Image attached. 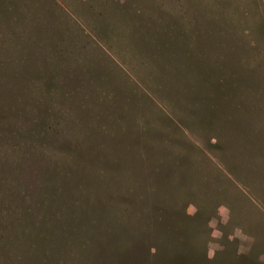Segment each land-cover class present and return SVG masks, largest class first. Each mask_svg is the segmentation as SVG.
Instances as JSON below:
<instances>
[{"label": "trees", "instance_id": "trees-1", "mask_svg": "<svg viewBox=\"0 0 264 264\" xmlns=\"http://www.w3.org/2000/svg\"><path fill=\"white\" fill-rule=\"evenodd\" d=\"M32 1H0V82L5 80V84L0 83V86L6 87V84L11 82L13 85L14 81V88L18 87L20 92H24L33 84L38 89L37 98L31 96L22 103L19 96L17 99L21 103L16 108L13 106L2 108L6 113L14 112L12 119L11 116L2 118L3 115H0V128L6 127L10 121L13 122L11 130L14 129V132H8L11 137L16 133L15 138L21 141L36 142L39 139L40 142L36 145H45L43 142L47 136L42 135L48 130H56L59 124L51 115L54 114L53 107L56 105L51 98L52 92L62 93L64 100L72 99L68 98L69 89L65 86L61 87L63 83H67V78L69 82L71 80L76 82L74 89L79 92L78 105L82 112L86 111L85 105L99 109L103 105L101 101L104 90L111 91L114 95V103L112 96L109 95L108 101L113 104L107 105L110 108L104 112L102 120L101 116L97 119L98 129L107 120L117 119L110 111L120 110L125 113L118 106L117 101L124 107L127 106L124 103H129L128 97L133 96L130 100L131 104H138L139 100L136 101V96L129 86L117 88L124 91L121 95L112 87L115 84V79L111 82L112 73L116 70L114 59L107 55L108 60H104L102 64L106 55L104 51L117 54L115 47L118 41L120 43L123 41L127 48L131 49L133 57L142 61L147 68L145 79L157 82L161 75L166 84L177 88L182 85L183 88L179 92L185 104L194 102L189 92L196 90L202 105L199 104L201 108L197 109L200 111H195L192 115H183L180 110L181 108L185 111L183 104L180 108H176L178 112L172 111L175 116L164 120L165 117L160 114V118L157 117L155 122L157 127L147 124L146 127L150 125L157 129L156 132L162 134L161 140L160 137H156L151 138L149 142V138L146 137L144 148L138 147L133 152L135 158L134 162L132 157L133 163L128 161L129 158L124 152L110 150L96 139L95 145L90 144L88 148L90 149L88 154H96V156L88 155L90 159L88 163L85 162V157L79 158L80 163L87 165L83 169L87 174H91L87 176L88 183L76 185L71 189L60 185V176L65 173L59 163L53 177L60 180L56 184L52 183L55 185L53 189H51L52 184L42 185L39 189L36 187L33 199L26 198V188L30 185L27 181L22 182L20 189L23 190V198L19 197L17 205L21 213L26 216L23 217L22 223L27 224L30 228L28 235H32L28 236L25 244H33V246L37 243L47 244L39 252L38 260L31 259L27 264H38L37 262L50 264L52 258L50 249L57 250L58 242L54 239L55 236L63 245L61 249L63 256L64 251L68 252L65 253L66 256L72 255L74 247L81 243L79 245L83 246L77 247L78 252L70 258L81 261L83 257L84 260L85 254L82 250L88 246V240L80 232L87 223L91 222V225H94L97 221L102 226L115 227L119 236V251L127 254L126 251L131 247L130 240L135 241L133 238H128L129 231L125 230L126 226L133 225L130 220L131 215L140 221L139 235L136 239L139 244L136 247L140 249L138 253H142L144 259L162 260L164 264L216 262V259L206 257L203 245L209 241L208 222L210 218L215 217L219 205H226L229 214L252 212L258 217L261 215L264 220L263 212L257 208L256 203H253L257 200L263 203L255 190L258 186L264 185V132L250 128L247 131L249 122L244 120L245 116L254 110V104L244 106L245 101H254L252 98L254 91H248L249 86H241L239 89L247 92L242 98L245 101L241 103L240 99L236 102L233 92L241 83L233 81L234 78L229 73L220 78L221 83L217 80L211 81L209 78L202 83L196 73H193L194 79L197 80L193 87L199 89L183 85L184 81H188L190 74L182 69L188 65L194 66V63L196 65L194 67L197 68V62L193 61L197 58L199 50L195 49L196 41L192 38V33L189 31L190 34L187 35L186 30L175 24L146 23L136 27L135 31L131 24V12L134 9L125 7L124 10H119L103 7L96 10L91 6L78 7L76 11L83 12L90 18L91 26H84L83 22L81 24L91 32L96 41L89 40V44H85L79 41L76 33L71 35L68 21L66 28L58 32L59 37H56L55 33L54 36L56 27L53 23L41 21L46 17L43 18L38 14V2ZM109 1L113 0L105 2ZM60 11L68 18L67 13H64L65 10ZM145 12L151 17L154 16L151 11L145 10ZM48 13L47 11L44 15ZM141 16L144 17L145 14L141 13ZM72 22L82 34L81 24L77 20ZM151 24L153 25L150 26ZM61 27L62 24L60 29ZM142 33H146V36ZM176 53L181 57L180 59ZM180 54L185 55L183 57ZM152 66L155 71L151 70ZM171 71L174 73H170ZM193 77L191 76L190 80ZM200 85L203 89H200ZM209 95L212 100L208 98ZM82 100L86 103L83 104ZM167 100L168 98H157L162 105L168 104ZM222 103H226L227 107ZM222 107L225 108L224 116H219L217 113ZM210 109L213 110L211 115L208 112ZM238 112L240 117L237 116ZM137 128L136 124L135 129ZM0 136H3V133ZM155 141L161 143L155 144L153 143ZM61 151L65 157L68 156L64 158L66 162L69 160L73 165L79 163L73 152L69 154L66 148ZM141 167L145 170L140 169ZM61 195L65 198H61ZM252 199L255 201H251ZM67 202H71L75 210H67ZM184 204H191L195 212L192 215L186 214ZM34 205L40 207L38 212V209L36 210L39 219L43 221L50 219L49 222L53 227V232L47 233L50 236L40 230H31L29 222L36 213ZM167 208L180 211L177 214H181V227L186 230L179 227L172 229L170 225H165L169 224L165 221L155 224L148 216L152 209L164 214ZM172 216L176 215L172 214L169 218ZM198 233L202 234L200 238ZM173 240L176 242L174 243ZM194 241L200 247L189 245ZM257 243L255 241V245L251 244L245 253L231 254L230 264H263L259 256L264 251V244L258 246ZM0 245L4 246L2 243ZM76 253L81 255L77 257Z\"/></svg>", "mask_w": 264, "mask_h": 264}, {"label": "rangeland", "instance_id": "rangeland-1", "mask_svg": "<svg viewBox=\"0 0 264 264\" xmlns=\"http://www.w3.org/2000/svg\"><path fill=\"white\" fill-rule=\"evenodd\" d=\"M34 1L38 2V14L42 15L43 18L46 17L41 21L53 23L56 27L53 35L55 33L56 37H59L58 32H62L61 30L66 28V21H68L71 35L76 33L79 41H83L85 44H89V40H95L91 32L86 27L84 28L81 22H83L84 26H91L92 22L88 15L76 11L78 7L88 8L91 6L96 10L103 7H112L119 10H124L125 7L134 9L131 12V24L135 31L136 27L146 23L158 25L172 23L179 26L182 30H186L187 35L191 32L192 38L196 41L195 49L199 50L197 58L193 61L197 62V68H195L196 65L194 63L195 67H189L188 65L182 69L190 74L188 81H184L182 84L192 88L197 82L193 77V73H196L197 78L202 83L207 78L221 83L220 78L224 74H231L234 78L233 81L241 83L238 85V89L233 92L236 102L240 99L242 100L244 94L247 93L239 89L241 86H249L248 91H254L252 94L254 101L242 100L241 102L245 101L244 106L250 105V103L255 106L252 113L247 114L244 118V120L249 122L247 124L249 127L246 130L248 131L250 128V130L257 129V131L264 132V0H113L109 2H105L107 0H33L32 2ZM53 1L55 2L54 4ZM62 9L65 10L64 13H67L69 20L60 11ZM145 10L151 11L154 16H149ZM47 11L49 13L44 15ZM141 13H144L145 16L142 17ZM76 20L83 28L82 34L72 22ZM54 22L58 23L55 24ZM61 24L62 27L60 29ZM150 26L148 32L150 31ZM75 28L77 31H75ZM145 34L142 33V35ZM115 50L117 54L108 50L107 52L104 51L106 55L102 61L103 64L104 60H108L109 56L114 59L116 64H114L116 70L112 73L113 78L111 79V82H114L113 80L115 79V84L112 87L119 91L121 95V92L124 91L117 88L129 86L136 96V101L137 99L139 100L138 104H131L130 100L133 96L131 98L128 97L129 103H124L127 106L123 107L120 106L122 104L116 99L118 106L125 111V113L123 111L120 112V110L110 111L113 112V115L115 114L114 118L116 117L117 119L114 121L107 120L98 129L99 121L97 119L101 116L102 120L104 112L110 108L107 105L113 104L115 101L114 95L111 94V91L104 90L105 92L102 94L103 100L101 101L103 105L99 109L85 105L86 111L82 112L80 105H78V102H80L79 92L74 89L76 82L73 80L69 82L67 78V83H63L61 87L65 86L69 89L70 95L68 98L72 99L64 100L62 93L52 92L51 98H53V102L56 105L53 107L54 114L51 115L54 116V119L59 124L56 130H48L42 135L47 136L45 142H43L44 146L36 145L40 142L39 139L36 142H29L30 140L24 142L15 138L16 133L12 134L13 137H11L8 132H14V129L11 130L13 127L12 121L6 127L0 128V134L3 133V136H0V243L4 244L3 247L0 245V264H27L31 259L35 258L38 260L39 252L47 246L46 243H37L36 246L25 244L28 236L32 235H28L30 228L27 227V224L22 223L23 217L25 218L26 216L21 213V210L18 209L20 207L17 205V201L20 200L19 197L23 198V190L20 189L22 182H29L30 187L26 188V198L33 199L36 187L39 189L42 185L47 186L48 184L59 182L60 179L53 177L57 163H59L65 173V175L60 176V185L62 184L67 189H71L76 185L88 183L89 179H87V176H91V174H87L83 169L87 165L80 163L79 158L85 157L84 160L88 163V160H90L88 155L96 156V154H88L90 152V149L88 150L89 145H95L96 139H99L98 141L104 143L110 150H116L118 153L124 152L129 158L128 161L132 162V157L134 158L133 152L138 147L140 149L144 148L146 137L149 138V142H151V138L155 139L156 137H160L161 140L162 134L156 132L157 129L150 126L154 125L157 127L155 122L157 117L160 118V114L165 117H163L164 120L175 116L172 111H177L176 108H180L183 104L185 111L180 108L183 115H192L195 111H200L197 109L201 108L199 104L202 105V103L198 99L199 95L196 90L188 91L192 95L194 102L185 104L182 102L184 98L179 92L183 88L182 85L177 88L174 85L166 84L161 75L157 82L145 79L147 68L144 67L142 61L133 57L131 49H128L123 41L121 43L118 41ZM176 55L179 59L181 58L178 53ZM180 55L184 57L185 54ZM151 70L155 71L153 66ZM170 73L174 72L171 71ZM191 76L193 79L190 80ZM121 80L127 83H123L124 81ZM0 83L5 84V80ZM34 85H31L24 92H20L18 87L14 88V81L13 85L11 82V84H6V87L0 86V115H3L2 118L11 116L12 119L14 117L13 111H7L6 113L2 108L12 106L16 108L21 103L19 100H22L23 103L31 96L38 97V89ZM193 88L199 89V87ZM200 89H203L202 85H200ZM109 95L112 96L113 103L108 101ZM17 97L20 99L18 100ZM161 97L163 99L168 98L166 103L168 101L169 103L160 104L157 98ZM208 98L212 100L211 95ZM82 103L86 102L82 100ZM222 104L226 106V103ZM217 107L218 105H216ZM220 110L217 114L224 116L225 108L222 107ZM208 112L211 115L213 110L210 109ZM237 116L240 117L239 112ZM136 124L138 126L137 129H135ZM147 124L150 125L146 127ZM243 130H245V127H243ZM58 138L60 139L58 140ZM153 143L160 144L161 141ZM64 148L69 151V154L73 152L79 163L73 165L69 160L66 162L64 158L68 156L65 157L61 151ZM140 169L145 170L143 167ZM32 184L34 185L31 186ZM54 184H52L51 189L55 186ZM255 191L259 200L262 199L263 203L258 200L253 203H256L257 208L264 214V185L258 186ZM60 197L65 198L62 195ZM229 202L231 203V201ZM66 207L67 210H75V206L71 202H67ZM39 209L40 207L34 205L35 212L36 210L38 212ZM37 212L33 215L32 221L29 222V226L32 227L31 230H40L45 234L52 233L53 227L49 222L50 219L45 221L39 219L36 216ZM51 212L53 213L52 209ZM178 212L180 211L177 209L173 211L171 208H167L162 214L152 209L148 216L155 224H161L162 221H165L169 223L165 225H170L172 229L179 227V229L186 230L181 227V214H177ZM185 212L192 215L195 212V208L191 204L185 205ZM172 214L176 216L169 218ZM130 220L133 225L132 227L126 226L125 230L129 231L128 238H133L135 241L130 240L131 247L129 251H126L127 254L119 251V236L115 227L102 226L100 222L95 220L97 222L94 225L89 222L80 232L88 240V246L85 250H82L85 254L84 260L83 257L81 261L71 260L70 258L75 252H78L77 247L83 246L79 245L81 243L74 247L72 255L66 256L65 253L68 254V252L64 251L63 256V251H61L63 245L55 236L54 239L58 242L57 250L50 249V256L52 257L50 264H67L68 262H70L69 264H164L162 260L153 259L148 261L149 259H144L142 253H138L140 249L136 245L139 244V241L136 239H138L137 236L139 235L140 221L138 218L132 217V215ZM208 226L209 241L203 246H205L206 257L216 259L213 264H224L226 262L230 264V261H232L231 254L235 252L245 253L251 244L255 245V241L258 242L256 244L258 246L264 244V220L261 215L258 217L252 212L243 211L232 215L229 214L226 205L221 204L216 209L215 217L210 218ZM242 226L245 228L243 229L245 232L237 229V227ZM47 235L50 236L49 234ZM201 235L199 234V238ZM152 236L155 237L154 234ZM173 242L175 243L176 241L173 240ZM189 245L199 246L196 241L190 242ZM225 251L226 253H224ZM80 255V253H76L77 257ZM259 260L264 264V251L259 256ZM37 263L41 264V262Z\"/></svg>", "mask_w": 264, "mask_h": 264}, {"label": "crops", "instance_id": "crops-1", "mask_svg": "<svg viewBox=\"0 0 264 264\" xmlns=\"http://www.w3.org/2000/svg\"><path fill=\"white\" fill-rule=\"evenodd\" d=\"M237 229H239L241 232H245V230H243V229H245L243 226L242 227H237Z\"/></svg>", "mask_w": 264, "mask_h": 264}]
</instances>
